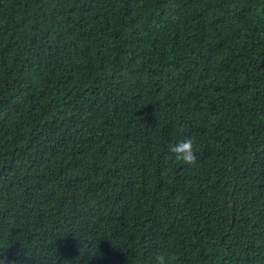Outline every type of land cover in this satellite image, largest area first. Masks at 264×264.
I'll return each instance as SVG.
<instances>
[{
	"label": "trees",
	"instance_id": "16d2710c",
	"mask_svg": "<svg viewBox=\"0 0 264 264\" xmlns=\"http://www.w3.org/2000/svg\"><path fill=\"white\" fill-rule=\"evenodd\" d=\"M158 250L264 264V0H0V264Z\"/></svg>",
	"mask_w": 264,
	"mask_h": 264
},
{
	"label": "clouds",
	"instance_id": "9594fccd",
	"mask_svg": "<svg viewBox=\"0 0 264 264\" xmlns=\"http://www.w3.org/2000/svg\"><path fill=\"white\" fill-rule=\"evenodd\" d=\"M168 150L174 155L177 161L192 165L196 162V153L194 142L190 137L176 139L170 143ZM154 264H175V258L169 256L166 252L158 250L155 253Z\"/></svg>",
	"mask_w": 264,
	"mask_h": 264
}]
</instances>
